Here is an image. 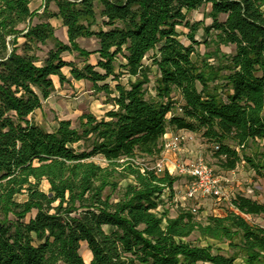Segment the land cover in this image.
<instances>
[{"label": "trees", "instance_id": "obj_1", "mask_svg": "<svg viewBox=\"0 0 264 264\" xmlns=\"http://www.w3.org/2000/svg\"><path fill=\"white\" fill-rule=\"evenodd\" d=\"M31 2L0 0V264H86L82 244L89 264H264V227L245 219L264 216L263 204L237 195L222 216L170 218L158 208L179 176L145 162L161 158L168 131H187L221 170L245 163L264 176V0H44L37 24ZM207 8L210 25L189 20ZM91 38L95 51L80 48ZM65 67L112 109L47 131L32 116L55 92L53 77L70 82ZM152 67L155 96L147 97Z\"/></svg>", "mask_w": 264, "mask_h": 264}, {"label": "rangeland", "instance_id": "obj_2", "mask_svg": "<svg viewBox=\"0 0 264 264\" xmlns=\"http://www.w3.org/2000/svg\"><path fill=\"white\" fill-rule=\"evenodd\" d=\"M32 12H36V17L33 18V24L39 22V16L44 11V0H32L31 4ZM49 12H53L55 6L50 4L47 8ZM206 10L200 9L189 14V20L191 22H202L204 25L208 26L211 24L210 19H204L203 15ZM52 20V19H51ZM54 24V37L61 41L64 44H68L67 36L64 34L62 27L58 25L59 23L55 22V19L52 20ZM184 35L187 34L186 29H178ZM181 36L180 40L184 45H188L189 41L186 40L185 36ZM202 31L199 30L195 35V40L199 41L202 39ZM19 42H22L20 39ZM80 48L87 51H95L97 47V42L95 39H80L78 42ZM53 47L52 42H49L46 46L41 47V51L38 52L39 58L43 59L47 52ZM200 54L204 53L203 45L195 47ZM232 47H221V51L225 54H230L232 52ZM62 59L64 62L73 63L78 68L82 66V60L77 57L76 53H63ZM96 57L92 56L89 58L90 64H95ZM210 63L214 64L212 60ZM144 64L147 66L151 65L149 59L144 60ZM63 75L70 80V69L65 67L62 69ZM156 77L155 67L151 68V74L149 79L151 82L145 86L147 90V97H154L155 91L153 89L154 79ZM123 84L127 83V77L121 78ZM106 83H109L111 86L114 84L111 82V79H108ZM53 84L55 86V92L53 95L43 103L42 109L36 111L32 120L35 124L46 129L47 131H52L56 126L57 122L60 120H69L73 126L76 125L78 117L83 114L90 113L97 117L98 119L104 116V114L112 109L111 104L107 103V98L103 94H96L91 90V85L88 82H75L70 80V82H65L61 85L58 79L53 78ZM178 100V98H176ZM193 134V133H192ZM181 135H176V137ZM183 137V141L178 144L176 149L165 150L161 155V158L166 157V152H169V156L176 153V163L185 164L198 157H201L214 171V173L220 177L222 193L224 195L220 200H214L212 198H203L198 199L197 201L189 200L185 196L187 179L179 176V180L173 186V194L169 198L167 195L163 198V205L158 208L160 212L167 211L170 218L176 217L179 210H189L196 208V212L192 213L198 221L203 222L209 216H222L225 208L229 206L230 201L237 195H242L248 198H251L254 201H257L260 204L264 205V176L259 177L256 175L254 170H252L245 163H241L234 171L226 172L219 168L216 159L213 157L211 152V147L206 144L199 135L194 134ZM186 149V154L189 156L187 158H182L177 156L178 150L183 151ZM175 151V152H173ZM168 157V156H167ZM160 158V159H161ZM159 159V160H160ZM97 162H101L100 158L95 159ZM158 161V160H157ZM146 164H154L150 160L145 161ZM172 166V165H171ZM170 166V167H171ZM172 169V168H171ZM173 175L178 176L173 172ZM42 189L47 191V184H42ZM20 198L19 200H21ZM246 221L252 225H259L264 227V216L260 217H245ZM218 248L222 249V254L230 255L232 251L227 248L225 244H216ZM87 250L86 246L80 249V255L84 258V251ZM235 264H242V260L238 258L235 261Z\"/></svg>", "mask_w": 264, "mask_h": 264}, {"label": "built area", "instance_id": "obj_3", "mask_svg": "<svg viewBox=\"0 0 264 264\" xmlns=\"http://www.w3.org/2000/svg\"><path fill=\"white\" fill-rule=\"evenodd\" d=\"M183 137L178 136L169 142L164 143V149H176L178 144L183 141ZM217 150V147H213ZM149 169L154 170L157 174L168 172L173 175V172L178 176L187 179L185 196L189 200L197 201L203 198H212L220 200L224 197L221 188V180L212 168L201 158L198 157L188 163L179 164L174 162L172 169L168 166V161L161 158L150 166ZM196 208H192L191 212L195 213Z\"/></svg>", "mask_w": 264, "mask_h": 264}, {"label": "crops", "instance_id": "obj_4", "mask_svg": "<svg viewBox=\"0 0 264 264\" xmlns=\"http://www.w3.org/2000/svg\"><path fill=\"white\" fill-rule=\"evenodd\" d=\"M31 4H32V2L30 3V5H29V8L31 7ZM30 10H31V8H30ZM32 11V10H31ZM53 20V19H52ZM52 20H50L49 21V23L52 25V26H54V24L52 23ZM55 22L56 23H59L58 25H60L61 27H62V30H63V32H64V34L67 36V29L65 28V27H63L62 26V23H61V21L60 20H57V19H55ZM79 42V41H78ZM152 55V53H150V55L149 56H151ZM52 80H53V78H52ZM76 83H77V81H75ZM79 82H85V81H79ZM78 82V83H79ZM55 87V86H54ZM56 89V88H55ZM176 135H181V136H188V137H190V135H194V134H192V133H190V132H187V131H168V133L164 136V138H163V141H164V143H166V142H169L170 140H172V139H174L175 137H176ZM179 152H177V156H181L182 158H187V157H189L187 154H186V149H184L183 151H181V150H178ZM173 152H175V151H173ZM166 157H164L167 161H168V166H169V168L171 169L172 167H173V163L174 162H176V160H175V157H176V153H174L173 155H171V156H169V152L167 151L166 153ZM168 156V157H167ZM172 165V166H171ZM171 166V167H170ZM83 247H85V244H82L81 245V248H83ZM86 252V250L84 251V253Z\"/></svg>", "mask_w": 264, "mask_h": 264}, {"label": "bare ground", "instance_id": "obj_5", "mask_svg": "<svg viewBox=\"0 0 264 264\" xmlns=\"http://www.w3.org/2000/svg\"><path fill=\"white\" fill-rule=\"evenodd\" d=\"M53 78H55V77H53ZM84 258H85L84 262L86 264H89L91 261V253L88 250H86V252L84 253Z\"/></svg>", "mask_w": 264, "mask_h": 264}]
</instances>
